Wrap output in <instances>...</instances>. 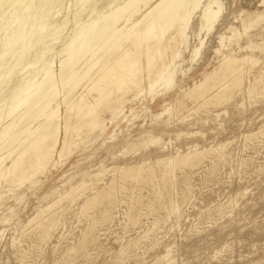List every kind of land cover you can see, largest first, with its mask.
<instances>
[{"label": "rangeland", "instance_id": "1", "mask_svg": "<svg viewBox=\"0 0 264 264\" xmlns=\"http://www.w3.org/2000/svg\"><path fill=\"white\" fill-rule=\"evenodd\" d=\"M216 5L220 13L210 29L206 26L210 20L196 11L168 84L130 97L117 119L84 141L77 139L74 150L31 182L2 184L0 264H152L166 248L175 264H264V95L252 96L247 90V83L264 71V48L239 52L232 41L234 27L242 32V20L249 18L245 12H264V3L216 0ZM250 32H257L256 43L264 41V20ZM244 36L239 39L242 48L248 44ZM229 51L252 54L259 63L245 65L241 90L214 107L197 109L187 101L180 110L157 118L175 107L182 90L218 67ZM149 129L161 137L160 143L125 148ZM217 147L222 152L216 155ZM194 149L204 152L203 159L193 167H176L169 181L168 177L161 181L159 175L148 181L123 178L116 171L144 164L157 168V160ZM98 172L94 187L104 188L100 203L98 199L94 206L82 208L89 189L73 202L56 204L60 194ZM169 203L177 205L179 215L170 211ZM44 205L52 206L49 212L56 213L58 223L52 236L42 240L34 225Z\"/></svg>", "mask_w": 264, "mask_h": 264}, {"label": "bare ground", "instance_id": "2", "mask_svg": "<svg viewBox=\"0 0 264 264\" xmlns=\"http://www.w3.org/2000/svg\"><path fill=\"white\" fill-rule=\"evenodd\" d=\"M198 9L210 20L208 29L212 28L211 21L220 13L216 0H0V188L3 183L31 182L63 159L77 139L84 141L85 136L117 119L130 97L134 99L168 84L180 46ZM245 15L249 18L242 20V32L234 27L232 41L238 45L239 52L263 49L264 41L256 43L257 32L250 31L264 20V12H245ZM243 35L248 44L242 48L239 39ZM257 61L252 54L237 56L229 51L218 67L182 90L175 107L166 109L157 118L174 109L180 110L187 101L200 109L230 99L244 85L245 65H256ZM252 81L247 83L249 94L264 95V71ZM160 142L161 137L149 129L139 132L124 146L137 149ZM214 150L216 155L222 152L220 147ZM203 151L194 149L193 153L179 152L174 157L156 159L157 168L144 164L121 166L116 171L123 178L142 177L148 181L159 175L161 181L166 177L169 181L176 167H193L203 159ZM100 173L88 174L60 194L56 204L62 200L65 204L73 202L90 189L82 208L94 206L104 189L94 187ZM46 206L39 209L34 225L37 238L42 240L51 235L58 223L56 213L49 212L52 206ZM176 206H169L174 214ZM170 254L166 248L152 264H175Z\"/></svg>", "mask_w": 264, "mask_h": 264}]
</instances>
